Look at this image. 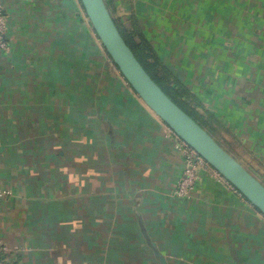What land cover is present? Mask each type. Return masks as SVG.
Masks as SVG:
<instances>
[{"label": "crops", "instance_id": "crops-1", "mask_svg": "<svg viewBox=\"0 0 264 264\" xmlns=\"http://www.w3.org/2000/svg\"><path fill=\"white\" fill-rule=\"evenodd\" d=\"M110 1L136 16L211 112L213 137L264 182V61L250 54L264 56V0ZM4 5L0 238L11 248L8 264H161L152 245L167 264H264V215L248 200L207 170L177 193L183 148L120 78L79 0ZM247 30L254 42L236 61L242 45L231 52L225 40L211 41Z\"/></svg>", "mask_w": 264, "mask_h": 264}, {"label": "water", "instance_id": "water-1", "mask_svg": "<svg viewBox=\"0 0 264 264\" xmlns=\"http://www.w3.org/2000/svg\"><path fill=\"white\" fill-rule=\"evenodd\" d=\"M112 63L139 98L264 215V183L155 82L120 34L105 0H79ZM161 264L165 258L152 245Z\"/></svg>", "mask_w": 264, "mask_h": 264}, {"label": "trees", "instance_id": "trees-1", "mask_svg": "<svg viewBox=\"0 0 264 264\" xmlns=\"http://www.w3.org/2000/svg\"><path fill=\"white\" fill-rule=\"evenodd\" d=\"M105 2L120 34L149 75L174 102L213 136L207 123L212 117L211 112L204 108L196 95L164 64L148 36L142 30L136 16L133 13L121 15L110 0H105ZM110 61L112 62V60ZM218 142L221 144L220 141Z\"/></svg>", "mask_w": 264, "mask_h": 264}, {"label": "built area", "instance_id": "built-area-1", "mask_svg": "<svg viewBox=\"0 0 264 264\" xmlns=\"http://www.w3.org/2000/svg\"><path fill=\"white\" fill-rule=\"evenodd\" d=\"M4 6V0H0V52L6 50L8 47V42L5 38L6 15ZM167 128L169 133L176 138V140L180 143L181 147L184 150L185 166L177 184L178 194L183 195L191 190L199 172L207 170L211 172L218 180L227 183L232 190L243 197L242 194L236 188H234L218 171H216L202 156H200L192 147H190L187 143L180 139L168 126ZM6 194L7 191L0 190V197H5ZM10 251V246L0 238V264H8L7 256Z\"/></svg>", "mask_w": 264, "mask_h": 264}, {"label": "rangeland", "instance_id": "rangeland-1", "mask_svg": "<svg viewBox=\"0 0 264 264\" xmlns=\"http://www.w3.org/2000/svg\"><path fill=\"white\" fill-rule=\"evenodd\" d=\"M200 6H202V5H200ZM122 15V14H121ZM203 22V21H202ZM182 23H184V22H182ZM200 23V22H199ZM204 23V22H203ZM148 25L147 26H151V25H149V22L147 23ZM231 24H234V26H233V28H234V30H235V32H237L238 30V27L237 26H235V22H231ZM245 24H248L247 26H248V29H252L253 27H254V25H253V22H246ZM197 25V24H196ZM191 28L193 29V30H204L203 29V26L200 28V25L198 24L197 26H195L194 24H192L191 25ZM150 31V30H149ZM230 31V30H229ZM226 31H223V33H225ZM244 33L246 34V35H244ZM229 34V33H228ZM254 34H255V31H252V32H249L248 30L246 31V32H242V31H240L238 34H237V37H230V36H228V37H226V38H223V37H217V36H214L213 38H211V41H214L213 42V44L215 45V46H219V45H221V44H223V40H225V43L228 45V46H231L229 49H230V51L232 52V51H236V48L238 47V49H240V46L241 47H243V49H244V52H242L241 50H239L237 53H231V55L232 56H234V58H233V61H236V60H238V57L240 56V55H242V56H246L247 57V55H248V52L250 51V46H249V43L250 42H254ZM241 37V38H240ZM236 45V46H235ZM234 46H235V48H234ZM253 53V55H254V58L256 59V58H258V57H260V61L261 62H263L264 61V56H262L263 54L261 53V54H255V51H250V54H252ZM261 56H262V60H261ZM245 57V58H246ZM249 57H252V55H249ZM246 68H247V64H246ZM262 70H263V68H262ZM120 74V73H119ZM120 76V78H122L121 77V75H119ZM125 82V81H124ZM125 84H127L126 82H125ZM222 143V145H227V144H225V143H223V142H221ZM230 149V151H233L231 148H229ZM249 167V166H248ZM249 169H251V168H249ZM264 183V182H263Z\"/></svg>", "mask_w": 264, "mask_h": 264}]
</instances>
